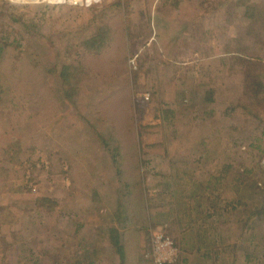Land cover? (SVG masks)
<instances>
[{"label":"rangeland","instance_id":"374dc122","mask_svg":"<svg viewBox=\"0 0 264 264\" xmlns=\"http://www.w3.org/2000/svg\"><path fill=\"white\" fill-rule=\"evenodd\" d=\"M0 47V264H153L152 233L175 225L145 168L212 129L232 145L233 216L212 263L264 264V98L245 93L256 69L264 83V0H0ZM111 214L147 223L124 262L90 241Z\"/></svg>","mask_w":264,"mask_h":264},{"label":"crops","instance_id":"0c3cea01","mask_svg":"<svg viewBox=\"0 0 264 264\" xmlns=\"http://www.w3.org/2000/svg\"><path fill=\"white\" fill-rule=\"evenodd\" d=\"M227 103L238 105L236 101ZM209 135H212L211 143L200 141L193 146L197 149L196 156H190L194 150L191 146L187 155H178L173 151L174 155L145 168L148 169L147 172L153 173L155 171L152 169H157L159 173V176L156 172L154 175L147 174L146 189L151 195L153 193L152 197L158 201H166L160 204L161 206L151 204L154 214H159L162 220H165L164 215H167L169 224L175 225L167 229L168 233L176 239L181 248L191 247L190 251H181L183 260L189 261V264H213V255L218 249L221 256L225 250L231 249L225 230L231 228L233 217L228 201V185L231 178L228 169L232 145L221 141V134L215 129L210 130ZM110 216L111 224L107 228L100 225L94 227V235L90 240L94 241L93 244L104 242L105 246L110 244L115 248L119 245L124 249H121L124 254L122 256H125L124 252H128L132 246L130 240L137 243L138 249L144 247L140 240L144 239L147 223L143 226L137 224L135 227L132 219L125 217L123 225H120L116 215ZM87 231L90 230L85 229L83 233L80 231L78 240L81 243L83 240L88 241L84 235ZM84 246H87L86 243ZM110 250L112 252V249ZM130 262L132 261L129 260Z\"/></svg>","mask_w":264,"mask_h":264},{"label":"built area","instance_id":"2783aa9c","mask_svg":"<svg viewBox=\"0 0 264 264\" xmlns=\"http://www.w3.org/2000/svg\"><path fill=\"white\" fill-rule=\"evenodd\" d=\"M49 4L71 3L75 6L90 7L98 4L100 0H45ZM179 249L171 236L161 230L152 233L150 250L146 257H150L153 264H175L179 258Z\"/></svg>","mask_w":264,"mask_h":264},{"label":"trees","instance_id":"16d2710c","mask_svg":"<svg viewBox=\"0 0 264 264\" xmlns=\"http://www.w3.org/2000/svg\"><path fill=\"white\" fill-rule=\"evenodd\" d=\"M98 39H99V36L91 39L89 43L95 44L96 47L97 46L98 47L103 46V44H104V42H102L103 40L99 41ZM4 51H5V49L3 47H0V62H1L2 57L4 55ZM259 66L264 67V64L263 63H260V65L258 64V66L255 65L254 67H259ZM62 70H63L62 71V74H63L64 80H65L66 77H67L66 72L68 71V68L67 67L66 68L64 67V68H62ZM250 80H252V81L249 82L248 87L245 86L246 96H248L250 98L251 97H254V100H257L258 102H261L262 101V98H264V83L261 81L262 80V76L258 74L257 69L253 73L252 77H250ZM0 87H1V84H0ZM1 93H2V91L0 90V96H1ZM248 103L251 104L252 101L249 100ZM42 202L44 204H46L47 202H50L49 207L57 205L55 203L56 201H53V203H52V201L47 200V199H42ZM262 211H264V205H263ZM116 248H118L119 250H121V246H119V245H117ZM120 254L121 255H124L123 253H120ZM121 258L123 259L122 262H124L125 261V257L124 256H121Z\"/></svg>","mask_w":264,"mask_h":264}]
</instances>
